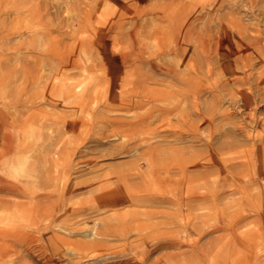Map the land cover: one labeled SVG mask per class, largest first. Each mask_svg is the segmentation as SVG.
<instances>
[{
  "label": "rangeland",
  "instance_id": "rangeland-1",
  "mask_svg": "<svg viewBox=\"0 0 264 264\" xmlns=\"http://www.w3.org/2000/svg\"><path fill=\"white\" fill-rule=\"evenodd\" d=\"M212 1L182 0L181 17H207L219 39L225 37L222 25L231 30V17H240L249 36L264 37V0ZM167 2L0 0V181L20 187L0 189V264H71L84 253L83 243L93 240L99 245L90 252L103 254V264H264L259 140L246 139L241 128L264 132V91L258 90L264 88V53L251 50L253 68L230 63L238 68L234 73L232 66L221 68L215 55L213 71L198 78L207 88L200 106L214 112L217 125L204 129L202 138L212 136L214 145L234 140L219 154L234 158L239 176L233 183L220 172L183 177L180 163L215 152L201 144L193 150L184 128L189 103L176 93L185 83L167 68L190 69L162 15ZM243 75L250 84L239 79ZM141 119L145 124L137 129ZM3 133L10 135V150L2 147ZM188 192L205 199L177 203V195Z\"/></svg>",
  "mask_w": 264,
  "mask_h": 264
},
{
  "label": "bare ground",
  "instance_id": "bare-ground-1",
  "mask_svg": "<svg viewBox=\"0 0 264 264\" xmlns=\"http://www.w3.org/2000/svg\"><path fill=\"white\" fill-rule=\"evenodd\" d=\"M14 1V0H13ZM164 1V0H163ZM167 1V0H166ZM249 1H251V0H249ZM12 2V1H11ZM141 2V1H140ZM213 3H214V0L212 1ZM229 2V1H228ZM215 3H216V0H215ZM249 3V2H248ZM167 4H168V8L167 9H169V11L170 12H168V11H166L165 9V6L163 7L162 6V8H163V12H166V13H163L162 15H166V17H165V19H166V21L168 22V24H169V22H170V26L173 28V30H174V32L175 33H173L174 34V37H176L173 41H174V44H175V49H177L178 50V52H179V54H180V58H181V60H182V62H186L187 64H188V68L190 69V71L189 72H186V71H184V72H174V70L172 69V68H167V70H168V72H170L171 74H175V75H177V77L178 78H180L181 80H182V82H184L185 83V85H183V86H185L184 88H182V89H178V92L176 93L177 94V96H178V99H180V101L181 102H185V103H189L188 104V108H189V110H188V112H187V110H186V113H187V120H185L186 121V125H185V131H186V133H188V135H189V137H190V139H191V147L193 148V150H194V146L195 145H197V144H201L202 146L204 145V146H206V148H208L207 150H211V152L213 153V152H215V153H213V155H211V154H209L208 155V157L207 158H202L201 160L202 161H200V160H196V159H194V158H191V159H187L188 161L187 162H182V163H180L179 164V168H178V171L183 175V177H185L186 175H187V173H188V175L186 176L187 178H190L191 176H193L194 177V175H192V174H196V176L197 175H205V174H207V173H209V172H220V173H224V174H228L230 177H231V181H232V183L234 182V178H235V176L236 175H238V171H237V165L234 163V158H232V157H230V158H225V157H221V155L219 154L220 152H222L221 150H220V148H226L227 150L228 149H230L231 150V148H233L234 147V145H235V142H234V140H232V141H226V142H220V143H222V144H218V145H214L215 144V142H213L212 141V139H211V137L212 136H209V139L207 140V139H204V138H202V132L203 131H205L204 129H209V130H214L215 128H216V123H215V119L213 118V113H211V115L210 114H207L205 111H204V109H202L201 108V106H200V102H199V100H198V98L200 99V95H201V92L202 91H204V90H206L207 88H205V89H203V86H202V81L200 80H198V78L199 77H201V76H205V72H212L213 70V68L212 67H210V66H212V65H210V64H212V58H213V56H215L216 55V57L219 59V61H220V63L219 64H221L220 66H221V68H226V67H228V66H232V65H229L230 63H234V67H237L238 65V63H241V64H243V66H241V64H240V66L241 67H244V69L249 65V68H250V63H252L251 62V57L253 58V55L251 56V53H252V51L253 52H255L256 54L255 55H257L258 53L256 52V50L257 51H261V53H264V37H262V38H260V37H258V33H259V35H261L262 34V36H264V33H261L260 34V31L258 30V32H257V34H255V35H257V37H255V36H249L248 35V29L246 28V26L244 25V24H242L243 23V21H242V23L239 21V20H237V19H240V17L239 18H237L236 20H234V19H232V17H231V20L229 21V23L231 24L230 25V28H231V30L230 29H227L226 28V26H227V24L225 25V26H223L224 24H223V22H222V28L221 29H223V31L225 32L224 34H225V37L223 36V38H221V36H219L220 37V39L219 38H213V37H215V36H217V35H215L214 34V36H212L213 35V33H211L210 32V28H209V25H211V22H212V20H208V18L206 17V20L204 19V18H199L198 20H197V22H199V24H200V26L198 25V27H196V25L198 24V23H195L196 22V20H195V22H194V20H193V18H192V20L191 21H189L188 19H184L183 20V18L181 17V10H182V7H181V4H183L182 3V0H168V2H167ZM188 4V3H187ZM232 4V3H231ZM245 4V3H244ZM236 5V4H235ZM234 5V6H235ZM240 5V4H239ZM232 7V6H231ZM236 7V6H235ZM243 7H245V6H243ZM246 8V7H245ZM187 9V8H186ZM241 9V8H240ZM2 10V9H1ZM7 11V10H6ZM236 11H239L238 9H236ZM18 12V11H17ZM235 12V11H234ZM161 13H162V11H161ZM195 14V13H194ZM230 14V13H229ZM225 15H227V17H228V14H225ZM237 15V14H236ZM131 16V15H130ZM205 17V16H204ZM211 17V16H210ZM213 17V16H212ZM211 17V18H212ZM217 17H219V16H217ZM234 17V16H233ZM196 18V17H195ZM221 18V17H220ZM220 18H218V20L220 19ZM224 18V17H223ZM229 18V17H228ZM161 20V19H160ZM215 20H217L216 19V17H215ZM221 20V19H220ZM223 20V19H222ZM227 20V19H226ZM196 24V25H194L193 24V22ZM245 21V20H244ZM201 22V23H200ZM213 23V22H212ZM249 23V22H248ZM215 24H218V23H215ZM251 26H253L251 23H249ZM249 24H247V25H249ZM169 27V26H168ZM256 27V26H255ZM2 28V27H1ZM166 28V27H165ZM254 28V27H253ZM132 29V28H131ZM213 29V28H212ZM168 30V29H167ZM172 30V31H173ZM255 30V29H254ZM133 31H135V30H133ZM217 31V30H216ZM215 31V32H216ZM214 32V33H215ZM219 32H221V31H219ZM218 32V33H219ZM252 31H250V33H251ZM254 32V31H253ZM252 32V34H254ZM46 33V32H45ZM159 33V32H158ZM161 33V32H160ZM48 34V33H47ZM172 34V33H171ZM156 35V34H155ZM154 35V36H155ZM242 35H245V37L243 36L242 37ZM165 36H167V35H165ZM173 36V35H172ZM230 36H232V38L230 37ZM160 37H162V36H160ZM230 37V38H229ZM142 38H144V37H142ZM151 38V37H150ZM163 38V37H162ZM177 38H178V40H177ZM179 38L183 41V43L181 44H178L179 43ZM134 39V38H133ZM131 40H132V38H131ZM178 42H177V41ZM140 41V40H139ZM171 41V40H170ZM149 42V41H148ZM172 42V41H171ZM136 44V43H135ZM165 45V44H164ZM172 46V45H171ZM138 47V46H137ZM159 47V46H158ZM46 48V47H45ZM137 49V48H136ZM136 49H134V50H136ZM174 49V50H175ZM224 50V51H227L228 52V55H223L222 53H224L223 51L221 52V50ZM253 49V50H252ZM252 50V51H251ZM136 52V51H135ZM134 52V53H135ZM138 52V51H137ZM140 53V52H139ZM261 53H259V54H261ZM225 54H226V52H225ZM253 54V53H252ZM141 55V54H140ZM155 55V54H154ZM143 56H145V55H143ZM256 57V56H255ZM254 57V58H255ZM259 57H262V54L261 55H259ZM218 59H217V61H218ZM256 60L258 59V63L260 62V63H262L261 61H262V59L260 60L258 57L257 58H255ZM254 59V60H255ZM260 60V61H259ZM126 61V60H125ZM132 61V60H131ZM253 61V60H252ZM184 62V63H185ZM257 62V61H256ZM128 63V62H127ZM214 63V62H213ZM237 63V64H236ZM173 64V63H172ZM182 64V63H181ZM180 64V65H181ZM218 64V63H217ZM257 64V63H256ZM237 65V66H236ZM258 65V64H257ZM261 64H259V66H260ZM219 66V67H220ZM232 66V68H234ZM255 66V65H254ZM258 66V68H256L257 69V71L259 70L260 71V67ZM215 67H217V65L215 66ZM251 67H252V65H251ZM221 68H218V69H221ZM229 68V67H228ZM232 68H230V71H231V69ZM253 68V67H252ZM175 69V68H174ZM181 69V68H180ZM217 69V68H216ZM238 69V68H237ZM237 69L235 70V68L232 70L233 71V73H234V70L235 71H237ZM29 70V69H28ZM164 70V69H163ZM228 70V69H227ZM227 70H224V71H227ZM249 70V69H248ZM180 71V70H179ZM182 71V70H181ZM217 71V70H216ZM224 71L222 70V72L224 73ZM231 71V72H232ZM240 71V73L243 71H241V70H239ZM246 71V70H245ZM256 70L255 71H253V73L254 72H257ZM7 72V71H6ZM217 72H219V71H217ZM221 72V70H220V73H222ZM250 72V71H249ZM215 74H217L216 72H214ZM232 74V73H231ZM245 74H247V73H245ZM261 74L262 75H264V70H262L261 71ZM208 75H209V73H208ZM210 75H212V77L211 78H213V75L214 74H211L210 73ZM224 75H227V74H224ZM233 75H235V74H233ZM236 75H238V73H236ZM204 76H203V78H204ZM256 76H257V74H256ZM259 76V75H258ZM209 77V76H208ZM217 77V76H216ZM226 77V76H225ZM229 77H230V74H229ZM261 76H259V78H260ZM7 78V77H6ZM210 78V77H209ZM254 78V77H253ZM256 78L257 77H255V80H256ZM258 78V79H259ZM261 78H264V76H262ZM205 79V78H204ZM204 79H203V81H204ZM224 79V78H223ZM232 78H230V80H231ZM234 79V78H233ZM240 80H242L243 81V83L244 82H246V83H249L248 82V75H243V77L242 78H239ZM258 79L256 80L257 82H258V84L260 85V83H261V79H260V81H258ZM144 80V79H143ZM142 80V81H143ZM147 80V79H146ZM209 80V79H208ZM217 80V79H216ZM219 80H220V78H219ZM225 80V79H224ZM224 80H223V82H224ZM254 80V79H253ZM141 81V82H142ZM207 81V80H206ZM211 81H214V80H212L211 79ZM232 81V80H231ZM239 81V80H238ZM146 82V81H145ZM205 82V81H204ZM217 82L218 81H216V84H217ZM223 82H220L221 84H220V86H221V88H224L223 86ZM240 82V81H239ZM262 82H264V81H262ZM206 83V82H205ZM209 83H210V81H209ZM208 83V84H209ZM215 82H213L212 84H214ZM229 83V82H228ZM236 83H238V82H236ZM236 83H234V84H236ZM252 83V82H251ZM254 83L256 84V82L254 81ZM254 83H253V86H254ZM136 84V83H135ZM142 84H143V82H142ZM204 84V83H203ZM218 84H219V82H218ZM250 84V83H249ZM248 84V85H249ZM257 84V85H258ZM144 85V84H143ZM150 85V84H149ZM205 85V84H204ZM210 85V84H209ZM244 85V84H243ZM262 85V87H264V83H262L261 84ZM261 85H260V87H261ZM132 86V85H131ZM216 86V85H215ZM220 86H219V88H220ZM239 86V85H238ZM245 86V85H244ZM247 86V85H246ZM144 87H146V86H144ZM143 87V88H144ZM206 87V86H205ZM212 87V86H211ZM241 87V86H240ZM247 87H249V86H247ZM218 88V89H219ZM239 88V87H238ZM256 88V87H255ZM259 88V87H258ZM145 89H148L147 87L146 88H144L142 91H144ZM227 89V88H226ZM248 89V88H247ZM257 89V88H256ZM214 90V89H213ZM225 90V89H224ZM239 90H241V89H239ZM242 90H245V89H242ZM258 90H260V92H262V91H264V88H262V89H258ZM136 91V90H135ZM147 91V90H146ZM210 91V90H209ZM215 91V90H214ZM218 91V90H217ZM217 91H215V92H217ZM232 91V90H231ZM249 91V90H248ZM148 93H150V90L148 89V91H147ZM205 92V91H204ZM259 92V91H258ZM260 92H259V94H260ZM218 93V92H217ZM235 93V92H234ZM152 94V93H151ZM204 94V93H203ZM6 95V94H5ZM153 95V94H152ZM152 95H150V96H152ZM158 95V93L157 94H154L153 96H155L156 98L158 97H161V96H157ZM162 95V94H161ZM221 95V94H220ZM216 96V101L217 100H219V99H221V98H219V97H221V96H217V95H215ZM214 96V97H215ZM251 96V95H250ZM256 96V95H255ZM261 96H264V95H261ZM154 97V98H155ZM171 97H172V95H171ZM225 97V96H224ZM253 97V96H252ZM259 97H260V95H259ZM155 98V99H156ZM174 98H176V95H175V97H173L172 99H174ZM217 98H219V99H217ZM227 98L229 99V104L231 105V107L232 108H234L235 109V105H236V103H238V101H237V99L232 95V92H231V95H227ZM226 98V99H227ZM238 98H240L239 96H238ZM171 99V98H170ZM171 99V100H172ZM202 99V98H201ZM245 98H242V100H244ZM260 99V98H259ZM261 99H264V98H261ZM205 100V99H204ZM214 100V99H213ZM176 101V100H175ZM239 101H241V100H239ZM248 101V100H247ZM202 102V101H201ZM242 102H244V101H242ZM242 102H241V104H242ZM257 102V101H256ZM260 102H262V101H260ZM221 103V102H220ZM240 103V102H239ZM244 103H246V100H245V102ZM167 104H168V102H167ZM182 104V103H181ZM250 104H251V102H250ZM255 104V103H254ZM163 105V104H162ZM201 105H202V103H201ZM243 105V104H242ZM241 105V106H242ZM249 105V104H248ZM211 106H212V104H211ZM226 106V105H225ZM179 107V105L176 103V104H174L173 105V107H172V111L173 110H175L176 108H178ZM218 107V106H217ZM228 107V106H227ZM237 107V106H236ZM246 107V104H245V106H244V108ZM205 108V107H204ZM211 108V107H210ZM230 108V107H229ZM240 108V107H239ZM243 108V107H242ZM163 109V108H162ZM206 109V108H205ZM209 109V108H208ZM217 109V108H216ZM156 110H159V109H156ZM165 110V109H164ZM211 110V109H210ZM212 110H214V109H212ZM253 110V109H252ZM169 111H171V109H169ZM171 111V112H172ZM222 111V110H221ZM221 111H220V113H221ZM228 111V110H227ZM226 111V112H227ZM247 111V110H246ZM255 111V110H254ZM166 112H167V110H166ZM229 112V111H228ZM225 113V116H226V118L228 117L229 118V113L230 112H232V111H230L229 113ZM251 112L252 111H250V115H251ZM219 113V112H218ZM224 113V112H223ZM235 113V112H234ZM248 114H249V112H247ZM169 114V113H168ZM168 114H166V115H168ZM179 114V113H178ZM177 114V115H178ZM254 114V113H253ZM252 114V116H255V115H253ZM160 115H161V113H160ZM165 115V114H164ZM232 115V114H231ZM243 115V114H242ZM182 116V115H181ZM184 116V115H183ZM182 116V117H183ZM249 116V115H248ZM247 116V117H248ZM182 117H180L181 119H182ZM250 117V116H249ZM258 117V116H257ZM217 118V117H216ZM240 118H242V117H240ZM251 118V117H250ZM249 118V119H250ZM176 119V118H175ZM184 119V118H183ZM238 119V118H237ZM249 119H248V121H249ZM3 120V119H2ZM229 120H230V118H229ZM254 120V119H253ZM138 121V120H137ZM232 121H234V119H232ZM235 121H236V119H235ZM251 121H252V119H251ZM1 122V121H0ZM129 122V121H128ZM136 122V121H135ZM134 122V123H135ZM139 122V121H138ZM241 122V121H240ZM244 122V121H243ZM253 122V121H252ZM251 122V123H252ZM133 123V122H132ZM133 123V125L135 126V124ZM180 123H182V122H180ZM237 123V122H236ZM245 123H246V121L244 122V125H245ZM145 124V120L144 119H141L140 120V122L139 123H137V129L139 128V129H142L143 128V125ZM240 124H242V123H240ZM239 124V125H240ZM247 124V123H246ZM3 125V124H2ZM237 125V128H235V129H239L240 128V126L238 125V124H236ZM236 125H234L235 127H236ZM243 125V124H242ZM253 125V124H252ZM134 126H133V128H134ZM246 126V125H245ZM239 127V128H238ZM3 128L5 129V126H3ZM2 128V129H3ZM131 128V127H130ZM149 128V127H148ZM242 128V132H243V134H244V136H245V138L246 139H249V140H251V139H254L255 137H257V139L259 140L258 141V143H259V150L257 151V158H258V160H259V163H260V169H258V173L261 175V173H264V166H262V165H264V152H262V148H264V132H262V133H253L252 131H250V130H247V129H245V128H247V127H245V128H243V127H241ZM252 128V127H251ZM180 129V128H179ZM217 129V128H216ZM240 132V131H239ZM242 132H241V134H242ZM212 133V132H211ZM135 134V133H134ZM240 134V133H239ZM210 135V134H209ZM3 142H2V138H1V142L3 143L2 144V147H4V148H6L7 150H10V144H9V139H10V135H4V133H3ZM243 136V135H242ZM243 136V137H244ZM188 137V136H187ZM208 137V136H207ZM244 138V139H245ZM248 140V141H249ZM253 141V140H252ZM194 142V143H193ZM251 143V142H250ZM252 144V143H251ZM250 144V145H251ZM256 145V144H255ZM254 145V146H255ZM245 146V145H244ZM249 146V145H248ZM252 147V146H251ZM196 150H197V148H196ZM226 150V151H227ZM241 150V149H240ZM250 150V149H249ZM252 150H254V148L253 149H251V151ZM257 150V149H256ZM256 150H254L253 152H255ZM234 151V150H233ZM233 151H231V152H233ZM194 152V151H193ZM210 152V153H211ZM180 153V152H179ZM203 153V152H202ZM228 153V152H227ZM192 154V153H191ZM234 156V155H233ZM252 156H253V154H252ZM255 156V155H254ZM195 157H196V155H195ZM201 157V156H200ZM205 157V156H204ZM189 158V157H188ZM197 158V157H196ZM256 158V157H255ZM253 159H254V157H253ZM254 161V160H253ZM257 161V160H256ZM251 162V161H250ZM241 163H243L242 161L240 162V164ZM255 163H257V162H255ZM237 164H239V163H237ZM150 165V164H149ZM247 165V164H246ZM257 165V164H256ZM239 166V168H240V165H238ZM244 166V165H243ZM241 167L240 169H242V168H244V167H246V166H244V167ZM177 167H178V165H177ZM248 168H249V166H248ZM247 168V169H248ZM177 169V168H176ZM239 169V171H241ZM255 169H257V168H255ZM256 171V170H255ZM217 174H219V173H217ZM239 176V175H238ZM199 177V176H198ZM180 178V177H179ZM186 178V179H187ZM200 178V177H199ZM175 179V178H174ZM233 185V184H232ZM124 186V185H123ZM231 186V185H230ZM23 187V186H22ZM180 187V186H179ZM179 187H178V189H179ZM1 188H6V189H8V190H18L20 187L17 185V184H8V183H6V184H4V183H1V181H0V189ZM183 188V187H182ZM187 188H189V187H187ZM262 190H264V189H262ZM203 191V190H202ZM202 193V192H201ZM205 193V192H204ZM61 194V193H60ZM101 194H103V193H101ZM176 194H179L177 191H176ZM183 194V193H182ZM105 195V193L103 194V196ZM207 195V194H206ZM105 197V196H104ZM119 197H120V195H119ZM190 197H192V198H190ZM106 198V197H105ZM102 199H103V197H102ZM116 199H117V197H116ZM120 199H122L121 197H120ZM205 199V196L203 195L202 196V194L200 195V193H199V195H197L196 193H191V192H188V193H186V195L185 196H181V194L180 195H177V197L175 198V200L177 201V203H181V202H183L182 204H186L187 205V202H189L188 200H191V203H192V200H194V201H198L199 203H201V201H203ZM101 200V199H100ZM109 200V199H108ZM114 200V199H113ZM211 200V199H210ZM215 200V199H214ZM101 201H103V200H101ZM106 201V200H105ZM49 202V201H48ZM104 202V201H103ZM111 202V201H110ZM114 202V201H113ZM116 202V201H115ZM114 202V203H115ZM207 202H208V200H207ZM108 203V202H107ZM103 204V203H102ZM101 204V205H102ZM122 204V203H121ZM109 206H110V204H108ZM112 205V204H111ZM119 205V204H118ZM176 205V204H175ZM103 206V205H102ZM104 206H106V203H105V205ZM117 206V205H116ZM115 206V207H116ZM111 207H113V206H111ZM108 208V207H107ZM181 209V208H180ZM238 217V216H237ZM236 217V218H237ZM240 218V217H239ZM182 219H185L184 217L182 218ZM236 221V220H235ZM233 226V225H232ZM123 227V226H122ZM237 227V226H236ZM108 229V228H107ZM116 229H118V228H116ZM124 229V228H123ZM235 229V228H234ZM101 230V229H100ZM105 230V229H104ZM117 231V230H116ZM227 231V230H226ZM15 234V233H14ZM98 234V233H97ZM96 234V235H97ZM176 234V233H175ZM237 234V233H236ZM95 235V237H97ZM99 235V234H98ZM103 236H105L106 237V234L105 235H103ZM186 236V235H185ZM34 238V237H33ZM31 239V238H30ZM177 239V238H176ZM175 239V240H176ZM101 240H103L104 241V239H101ZM189 241V240H188ZM105 242V241H104ZM168 242V241H167ZM173 242V241H172ZM177 242V241H176ZM105 244H106V242H105ZM168 244V243H167ZM98 245H99V242L97 241V240H93V241H85V243H83V248H82V252H84V253H82V252H78V255H80L81 253V255L82 256H80L77 260H73V261H71V264H103L102 262L105 260V256H103V254H93V253H91L90 251H93V249L97 246L98 247ZM174 245V244H173ZM176 245V244H175ZM177 245H178V243H177ZM80 246V245H79ZM82 246V245H81ZM29 247V246H28ZM161 247V246H160ZM173 247V246H172ZM72 248V247H71ZM73 248H74V246H73ZM78 249V248H77ZM106 249V248H105ZM75 251V250H74ZM81 251V250H80ZM119 252V251H118ZM77 253V252H76ZM80 253V254H79ZM129 253V252H128ZM112 254V253H111ZM123 255V254H122ZM127 255V254H126ZM257 255V254H256ZM126 257V256H125ZM123 259V258H122ZM78 260H79V262H78ZM151 263V262H150ZM48 264H53L52 262H50L49 261V263Z\"/></svg>",
  "mask_w": 264,
  "mask_h": 264
}]
</instances>
